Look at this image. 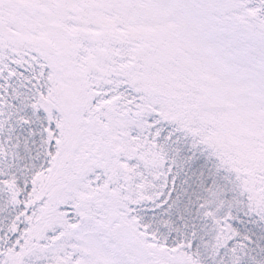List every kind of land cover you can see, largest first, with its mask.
<instances>
[{
    "label": "snow or ice",
    "instance_id": "6c2138e0",
    "mask_svg": "<svg viewBox=\"0 0 264 264\" xmlns=\"http://www.w3.org/2000/svg\"><path fill=\"white\" fill-rule=\"evenodd\" d=\"M0 264H264V0H0Z\"/></svg>",
    "mask_w": 264,
    "mask_h": 264
}]
</instances>
